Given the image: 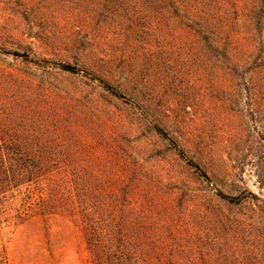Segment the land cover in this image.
<instances>
[{"label": "rangeland", "instance_id": "obj_1", "mask_svg": "<svg viewBox=\"0 0 264 264\" xmlns=\"http://www.w3.org/2000/svg\"><path fill=\"white\" fill-rule=\"evenodd\" d=\"M204 1L211 17L228 12L236 19L235 7H244L237 28L243 34L250 30L252 6L261 2ZM104 4L0 0V71L30 73L53 87L62 86L92 102L103 120L110 115L123 118L116 119L133 139L139 163L167 191L177 184L184 201L189 195L216 198V193L239 199L218 211L189 206L175 211L178 222L171 225L168 241L181 245L174 256L179 264H264V100L253 105L248 99L249 85L239 76L247 71L223 63L197 37L187 36L184 23L172 19L170 28V18L148 7H143L145 14L134 15L128 8L114 18L106 15ZM30 32L42 40L31 38ZM72 39L79 44V56L96 50L113 55L111 68L118 76L111 83L127 100L113 98L82 75H60L53 69L61 58L75 63L64 54ZM253 39L260 41L259 35ZM135 97L142 101L140 110L124 102ZM11 116H16L11 110L0 111V128L13 127ZM138 117L150 124L143 128L135 121ZM0 248L7 264H91L82 227L63 217L3 225Z\"/></svg>", "mask_w": 264, "mask_h": 264}, {"label": "trees", "instance_id": "obj_2", "mask_svg": "<svg viewBox=\"0 0 264 264\" xmlns=\"http://www.w3.org/2000/svg\"><path fill=\"white\" fill-rule=\"evenodd\" d=\"M103 1L106 15L114 18L118 11L128 13V8L134 15L145 14L143 7H148L170 18V28L175 25L172 19L184 23L187 36L197 37L223 63L247 71L239 76L249 85L248 99L253 105L264 100V0L252 6L250 30L245 34L237 30L244 7H235L234 14L239 15L235 19L228 12L211 17L204 0ZM30 34L42 40L40 35ZM257 35L258 42L253 39ZM78 47L72 39L69 50H64L76 60L74 64L61 58L53 69H59L60 75H82L113 98L127 100L125 92L111 83L112 76H118L111 68L113 55L96 50L95 54L80 51L85 54L79 56ZM252 59H256L254 65ZM0 94L5 98L1 113L11 110L16 114L11 116L13 127L0 128V229L33 218L63 217L82 227L91 264H179L174 256L181 245L168 241L171 225L178 222L175 211L185 206L199 212L218 211L239 200L216 193V198L189 195L184 201L177 184L168 187L172 192L167 191L154 179L153 171L146 172L139 163L133 139L116 119L123 118L110 115L101 119L92 110V102L62 86L53 87L30 73L15 70L5 75L0 71ZM136 98L124 101L129 109H142V101ZM148 120L138 117L135 121L145 128ZM261 177L264 189L263 171ZM7 263L0 248V264Z\"/></svg>", "mask_w": 264, "mask_h": 264}]
</instances>
